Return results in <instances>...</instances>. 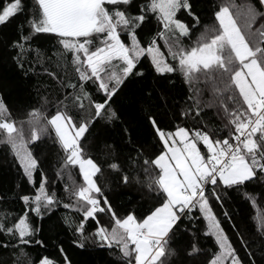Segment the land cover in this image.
Returning <instances> with one entry per match:
<instances>
[{"label":"snow or ice","instance_id":"6c2138e0","mask_svg":"<svg viewBox=\"0 0 264 264\" xmlns=\"http://www.w3.org/2000/svg\"><path fill=\"white\" fill-rule=\"evenodd\" d=\"M257 4L210 0L205 8L201 0H0V25L15 23L17 29L14 38L0 39L22 78L41 68L60 80L45 66L53 56L33 47L41 33L53 34L55 55L70 56L78 73L47 115L45 101L28 110L26 120L16 121L0 92L2 142L34 190L19 196L22 214L0 222V233L11 238L0 247L14 240L43 249L46 232H71L77 248L115 253L120 264H171L177 255L172 242L178 232H188L181 225L202 218L218 248L210 264H258L243 237L247 258L239 255L216 214L222 209L236 227L226 205H255L257 194L264 199V0ZM205 12L211 23H204ZM177 74L183 84L179 91L172 78ZM149 79L153 83L139 88L137 102L141 108L149 105L151 142L135 139L130 122L113 107L130 82ZM173 120L179 123L173 126ZM216 121L222 127H214ZM45 138L57 155L56 174L71 180L62 193L38 155ZM105 165L121 190L145 184L138 170L147 177L141 189L147 199L139 209L121 208L111 189L105 191L109 186L100 185ZM74 171L81 182L73 179ZM69 209L76 215H65ZM258 231L264 237V222ZM58 247L61 261L45 255L38 264H73L62 242ZM259 250L264 264V241ZM184 251L187 258L199 254L194 242Z\"/></svg>","mask_w":264,"mask_h":264},{"label":"trees","instance_id":"16d2710c","mask_svg":"<svg viewBox=\"0 0 264 264\" xmlns=\"http://www.w3.org/2000/svg\"><path fill=\"white\" fill-rule=\"evenodd\" d=\"M210 0H201L202 5L207 7ZM215 2V0H211ZM237 5L244 3V0H233ZM31 3V0H29ZM251 3L259 7L257 0H251ZM204 23H211L208 19L207 12H205ZM16 24H8L7 26L0 25V38L10 37L14 38L16 35ZM39 39L33 41V47L38 46L42 52L47 53L49 56H53L51 63L45 64L46 67H50V70L58 73L60 80H53L41 68H37V74H31L30 78H22V74L18 69H15L12 63L9 61L7 54L4 52L2 39H0V92L5 93L8 97L10 108L14 114L16 121L26 120V112L31 108H40L45 101L47 111L45 114L54 113L58 100H62L65 95V88L70 83H75L78 78V73L75 72V66L71 63V57L66 60L56 53V41L50 37L53 34H37ZM162 51H166L163 48V38L160 40ZM177 84V91L182 87V80L179 74L172 77ZM61 81L65 87L61 86ZM151 79L136 83L130 82L128 86L116 97V102L113 105L114 108H118L122 111L124 118L127 119L133 127V136L137 140H149L152 141V133L148 126L147 114L149 105L145 103L141 108L137 102L139 97V88L152 84ZM88 91L92 92L93 89L89 88ZM71 91V89H68ZM68 103V101H65ZM87 105V101H84ZM179 121L173 120V126ZM214 127H222L218 121L214 122ZM226 134V133H225ZM4 140L3 135H0V222L7 220L12 222V218L16 217L23 212V204L19 200L20 195L34 194V190L27 184L25 178H23L20 169L17 166V162L13 159V155L9 150V146L2 142ZM41 156L43 163V170L47 173L50 181L55 180L58 182V191L63 192V186L65 183L70 184L71 180L67 176H58L57 155L55 149L51 147V141L45 138V144L41 145ZM105 159H108L105 157ZM110 159V157H109ZM142 181H145L143 186L136 184L135 182L127 189H118L115 185V173L108 169L105 165L104 175L99 178V183L105 188V191L111 189L112 198L115 203L121 208H137L139 209L147 196H143L142 187L146 188L147 177L141 170L136 173ZM73 179L78 183L81 179L77 172L74 171ZM143 196V198H142ZM129 199H132L134 203H129ZM230 214L233 216V223L236 227L229 224L223 217V210L217 208L216 214L222 221V227L225 230L226 235L229 237L230 242L237 250L242 258L246 257L245 248L241 242V237L249 244L250 250L254 251L259 264L260 250L259 245L264 241L258 231L259 225L264 222V199H261L257 194V202L255 205L251 201L243 202L239 207L236 204L226 205ZM198 215V213H195ZM65 215L75 216V212L72 209L66 211ZM104 223H108V217L102 218ZM187 225L188 232L180 231L177 233V237L171 244V247L176 250L177 255L172 258L171 264H210L212 256L218 251L215 244V238L208 233V227L206 221L202 218L197 219L193 224H188L185 221L181 225L183 229ZM239 232V235H238ZM50 237V239H48ZM37 238H41L37 236ZM45 239H47V247L41 249L39 246H26L23 244H17L14 240L8 248L0 247V264H38L39 257L47 255L49 259L55 261H61L62 257L59 253L60 243L65 249V252L69 258L73 261V264H120V261L116 258V254H110L107 251H101L95 247H88L87 249H79L71 243V232H46ZM8 234L0 233V243L10 240ZM195 243L199 249V254L187 258L185 257V248Z\"/></svg>","mask_w":264,"mask_h":264},{"label":"rangeland","instance_id":"374dc122","mask_svg":"<svg viewBox=\"0 0 264 264\" xmlns=\"http://www.w3.org/2000/svg\"><path fill=\"white\" fill-rule=\"evenodd\" d=\"M206 223H207V227H208V222L206 221Z\"/></svg>","mask_w":264,"mask_h":264}]
</instances>
